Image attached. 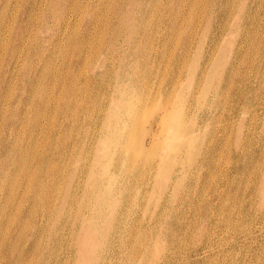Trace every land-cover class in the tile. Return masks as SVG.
I'll return each instance as SVG.
<instances>
[{
	"label": "rangeland",
	"instance_id": "374dc122",
	"mask_svg": "<svg viewBox=\"0 0 264 264\" xmlns=\"http://www.w3.org/2000/svg\"><path fill=\"white\" fill-rule=\"evenodd\" d=\"M54 1L49 9L48 0H38L34 8L29 7L25 48L26 52L32 50L27 65L39 67L34 84L23 83L22 72L28 73L29 67L12 72L6 68L0 73L1 79L5 75L8 78L2 84L6 99L0 101V107H4L0 112V161L5 167L0 169V205L9 202V217L15 220L10 234H21L19 252L24 246L27 250L21 264H77L81 256L79 237L90 220L99 227L96 235L102 241L97 264H264V0H223L225 10L219 12L204 6L185 8L181 11L184 17L180 14L178 19V11L167 10L162 3L147 6L139 4L141 0H127L123 7V0ZM21 3L22 0H5L1 4L6 29L0 39V64L11 47L4 43L6 39L10 41L16 28ZM123 10L128 12L119 22ZM55 14L60 21L54 19ZM40 16L41 24L50 25L48 30L41 27V58L34 50ZM89 21H94L91 40L83 41L82 33ZM138 44V53H128L130 47ZM77 54H81L79 62ZM35 70L33 67L32 75ZM123 94L135 103L144 97L138 131L145 134L149 130L146 141L151 129L156 135L166 136L157 119H161L162 111L171 108L178 116L174 124L180 129L181 143L176 140L175 147L161 149L149 162L143 159L133 164L121 152L125 151L132 125L130 113L118 100ZM21 95L25 100H19ZM38 110L41 126L31 122ZM13 113L18 116L14 121L8 120ZM117 114L125 119L119 127L115 123ZM39 192L41 200L36 199ZM36 214L41 217V231L34 245L31 237ZM8 254L4 244L0 256Z\"/></svg>",
	"mask_w": 264,
	"mask_h": 264
},
{
	"label": "bare ground",
	"instance_id": "6f19581e",
	"mask_svg": "<svg viewBox=\"0 0 264 264\" xmlns=\"http://www.w3.org/2000/svg\"><path fill=\"white\" fill-rule=\"evenodd\" d=\"M41 1V0H40ZM45 1V0H44ZM107 1V0H106ZM105 1V2H106ZM125 1H127V0H123V2L124 3H122V5H123V7L125 6V4H126V2ZM130 1V0H129ZM226 1V0H225ZM5 2V0H0V7H1V4L2 3H4ZM18 2V1H17ZM34 2V3H33ZM55 1L54 0H48V2H47V4H48V6H47V9H49V7L50 6H52L51 4H53ZM87 2V1H86ZM253 2V1H252ZM104 3V2H103ZM143 3H146V5L148 6V5H152V4H156V5H158L159 3H162L163 4V6L167 9V10H177L178 11V15L176 16V18L178 19L179 18V16H180V14H181V11H183L185 8H190V9H195V8H198V7H202V6H204L205 7V9H207V10H212V11H217V12H219V11H223V10H225V7H226V4L224 3V1L223 0H141V2L139 3V4H143ZM232 3V2H231ZM35 4H38V0H22V3L20 4L21 5V13H20V16H19V18H17V25H16V28L14 29V31H12V34H11V37H9V39H10V41L8 40L7 41V39H6V44L4 43V46L5 47H7V45L9 44V46H11L10 47V49L7 51V53H6V57H5V59L1 62V64H0V73H3V72H5L6 71V68H7V70L8 71H11L12 72V70H16V71H23L26 67H29V72L28 73H25V72H22L23 73V83H25V84H31V86L34 84V82H35V80H36V78L35 77H37L36 76V74H37V72L39 71V67L38 66H34V64H31V65H27V59H28V57H29V54L31 53V51L29 50V51H27L26 52V49L27 48H25V47H27L26 45H25V41H26V39H27V29H28V16H29V14H30V12H29V7H31V8H34V6H36ZM43 4H44V2H43ZM87 4V3H86ZM108 4V3H107ZM106 4V5H107ZM235 4V3H234ZM250 4V3H249ZM16 5V4H15ZM14 5V6H15ZM259 5V4H258ZM12 6V5H11ZM13 6V7H14ZM40 6H41V2H40ZM81 6V5H80ZM252 6V5H251ZM261 6V5H260ZM17 7V6H16ZM70 7H72V5L70 6ZM84 7V6H83ZM95 7V6H94ZM104 7V6H103ZM109 7V6H108ZM235 7V6H234ZM233 7V8H234ZM259 7V6H258ZM41 8V7H40ZM230 8V7H229ZM11 9V8H10ZM17 9V8H16ZM37 9H38V7H37ZM80 9V8H79ZM84 9V8H83ZM102 9V8H101ZM107 9V8H106ZM201 9V8H200ZM251 9V8H250ZM42 10V9H41ZM72 10V9H71ZM203 10V9H202ZM36 11V10H35ZM84 11V10H83ZM101 11V10H100ZM196 11V10H195ZM229 11V9L227 10V12ZM251 11V10H250ZM250 11H248V12H250ZM260 11V10H259ZM16 12V11H15ZM69 12V11H68ZM78 12V11H77ZM102 12V11H101ZM128 12V10H123L121 13H120V15H119V18H118V21L120 22L121 20L122 21H124V18H126V13ZM230 12V11H229ZM255 12V11H254ZM73 13V12H72ZM166 13H168V11L166 12ZM202 13H203V11H202ZM243 13V12H242ZM100 14V13H99ZM105 14V13H104ZM160 14V13H159ZM187 14H190V13H187ZM227 14V13H226ZM250 14V13H249ZM257 14V13H256ZM259 14V13H258ZM101 15H102V13H101ZM181 15H183V14H181ZM186 15V14H185ZM195 15V14H194ZM264 15V14H263ZM4 16V15H3ZM26 16V17H25ZM36 16V15H35ZM100 16V15H99ZM189 16V15H188ZM191 16V15H190ZM202 16V15H201ZM10 17V16H9ZM8 17V18H9ZM37 17H38V15H37ZM53 17H54V19L55 20H58V21H60V17H57L56 16V14L55 15H53ZM75 17V16H74ZM182 17V16H181ZM183 17H184V15H183ZM198 17V16H197ZM245 17H246V15H245ZM13 18V17H12ZM201 18V17H200ZM199 17H198V19H200ZM247 18V17H246ZM264 18V17H263ZM37 19V18H36ZM35 19V20H36ZM74 19V18H73ZM184 19V18H183ZM190 19V18H189ZM195 19V18H194ZM223 19V18H222ZM225 19V18H224ZM232 19V18H231ZM248 19V18H247ZM68 20V19H67ZM249 20V19H248ZM256 20H258L257 18H256ZM184 21V20H183ZM186 21H187V19H186ZM230 21V20H229ZM260 21V20H259ZM7 22V21H6ZM12 22V21H11ZM64 22H66V21H64ZM94 22V21H93ZM92 21H89V23H88V25L84 28V31H83V33H82V37H81V39L83 40V41H85V40H88V39H90L91 38V34H92V30H91V24L93 23ZM96 22H97V20H96ZM181 22V21H180ZM197 22H198V20H197ZM221 22V21H220ZM14 23V22H13ZM159 23V22H158ZM168 23V22H167ZM190 23V22H189ZM195 23V22H194ZM240 23V22H239ZM36 24V23H35ZM102 24V23H101ZM162 23H160V25H161ZM179 24V23H178ZM186 24V23H185ZM196 24V23H195ZM198 24H200V23H198ZM218 24V23H217ZM229 24V23H228ZM253 24H255L254 22H253ZM3 25H5V23L3 22V17H2V12H1V9H0V39L3 37V32H4V30L3 29H6V28H4V26ZM164 25V24H163ZM180 25V24H179ZM215 25V24H214ZM227 25V24H226ZM264 25V24H263ZM9 26V25H8ZM42 26H44V27H47V28H45V29H49L48 27H50V25L49 24H46V25H44V24H41V16H40V18H39V23H38V25H37V30H36V35H35V38H36V43H37V45L34 47V50H35V52H37L38 53V56L41 58V27ZM66 26H68L67 24H66ZM72 27V26H71ZM158 27V26H157ZM161 27V26H160ZM226 27V26H225ZM237 27V26H236ZM250 27V26H249ZM264 27V26H263ZM32 28V27H31ZM30 28V29H31ZM73 28V27H72ZM243 28V27H242ZM260 28V27H259ZM262 28V27H261ZM164 29H165V27H164ZM249 29V28H248ZM247 29V30H248ZM258 29V28H257ZM33 30V29H32ZM31 30V31H32ZM69 30V29H68ZM74 30V29H73ZM160 30H162V29H160ZM178 30H179V28H178ZM9 31V30H8ZM72 31V30H71ZM79 31V30H78ZM78 31H76V33L78 32ZM93 31H95V30H93ZM133 31L135 32V29L133 28ZM224 31V30H223ZM237 31V30H236ZM259 31V30H258ZM263 31V30H262ZM175 32V31H174ZM241 32V31H240ZM257 32V31H256ZM64 33V32H63ZM73 33V32H72ZM95 33V32H94ZM216 33V32H215ZM260 33H262V32H260ZM29 34H30V32H29ZM258 34H259V32H258ZM63 35V34H62ZM61 35V36H62ZM98 35H100V33L98 34ZM222 35H223V33H222ZM254 35V34H253ZM256 35V34H255ZM261 35V34H260ZM263 35H264V33H263ZM262 35V36H263ZM94 36V35H93ZM169 36V35H168ZM217 36H218V34H217ZM246 36V35H245ZM250 36V35H249ZM28 37H29V35H28ZM32 37V36H31ZM68 37V36H67ZM66 37V38H67ZM210 37H211V35H210ZM222 37V36H221ZM247 37V36H246ZM64 38V37H63ZM99 38V37H98ZM165 38V37H164ZM249 38H251V37H249ZM255 38H257V37H255ZM4 39V38H3ZM32 39V38H31ZM60 39V38H59ZM65 39V38H64ZM69 39V38H68ZM221 39V38H220ZM263 39V38H262ZM29 40V39H28ZM67 40V39H66ZM80 40V39H79ZM91 40V39H90ZM98 40V39H97ZM130 40V39H129ZM163 40V39H162ZM217 40V39H216ZM252 40V39H251ZM4 41V40H3ZM94 41V40H93ZM249 41V40H248ZM2 41L0 40V43H1ZM62 42V41H61ZM256 42V41H255ZM257 42H259L258 40H257ZM261 42V41H260ZM60 43V42H59ZM87 43H89V41H87ZM166 43V42H165ZM243 43H245V42H243ZM251 43V42H250ZM252 43H254V42H252ZM65 44V43H64ZM140 44V43H139ZM137 45V46H135V47H130L129 49H128V53H130V54H136V53H138L139 51H140V45ZM175 44V43H174ZM188 44V43H187ZM238 44V43H237ZM241 44V43H240ZM242 45V44H241ZM251 45H254V44H251ZM262 45V44H261ZM261 45H259V46H261ZM65 46V45H64ZM64 46H63V48H64ZM147 46V45H146ZM164 46H165V44H164ZM237 46V45H236ZM246 46V45H245ZM254 46H256V45H254ZM2 47H3V45H2ZM1 47V48H2ZM5 47H4V49H5ZM248 47V46H247ZM251 46H249V48H250ZM263 47V46H262ZM59 48V47H58ZM86 48V47H85ZM147 48V47H146ZM164 48V47H163ZM239 48V47H238ZM245 48V47H244ZM248 48V51L250 50ZM258 48V47H257ZM22 50V52H21V50ZM60 49V48H59ZM87 49V48H86ZM90 49V48H89ZM188 49V48H187ZM153 50H154V48H153ZM156 50V49H155ZM170 50V49H169ZM238 50V49H237ZM242 50V49H241ZM256 50V49H255ZM261 50V49H260ZM259 50V51H260ZM90 51V50H89ZM158 51V50H157ZM157 51H155V52H157ZM163 51V50H162ZM240 51V50H239ZM262 51V50H261ZM19 52H21V53H19ZM71 52H72V50H71ZM96 52V51H95ZM98 52V51H97ZM107 52V51H106ZM184 52H185V50H184ZM251 53V55H252V51H250ZM256 52V51H255ZM0 53H1V51H0ZM57 53V52H56ZM80 53H81V51H80ZM168 53H169V51H168ZM171 53V52H170ZM241 53V52H240ZM243 53V52H242ZM257 53V52H256ZM62 54V53H61ZM87 54V53H86ZM233 54V53H232ZM237 54V53H236ZM244 54L245 55H247V52L245 53L244 52ZM262 54V53H261ZM260 54V55H261ZM85 55V54H84ZM108 55V54H107ZM234 55V54H233ZM244 55V56H245ZM86 56V55H85ZM84 56V57H85ZM171 56V55H170ZM184 56V55H183ZM241 56H242V54H241ZM58 57V56H57ZM57 57H55V58H57ZM157 57V56H156ZM234 57V56H233ZM237 57V56H236ZM252 57V56H251ZM77 60H76V62H79V60L81 59V54H77ZM153 58V57H152ZM151 58V59H152ZM170 58V57H169ZM238 58V57H237ZM240 58V57H239ZM154 59V58H153ZM152 59V60H153ZM233 59V58H232ZM252 59H254L255 60V58H252ZM56 60V59H55ZM145 60V59H144ZM166 60V59H165ZM237 60V59H236ZM241 60V59H240ZM245 60V59H244ZM22 61V62H21ZM67 61H69V60H67ZM159 61V60H158ZM225 61V60H224ZM57 62V61H56ZM83 62V61H82ZM164 62H167V61H164ZM170 62V61H169ZM235 62V61H234ZM84 63V62H83ZM143 63V62H142ZM147 63V62H146ZM145 63V64H146ZM151 63V62H150ZM183 63V62H182ZM240 63V62H239ZM249 63V62H248ZM144 64V65H145ZM202 64V63H201ZM233 64L234 63H232V66H233ZM242 64V63H241ZM240 64V65H241ZM246 64V63H245ZM255 64H257V63H255ZM102 66L103 65H106L105 63L103 64H101ZM150 65V64H149ZM152 65V64H151ZM236 65V64H235ZM250 65H251V63H250ZM58 66V65H57ZM142 66V65H141ZM158 66V65H157ZM156 66V67H157ZM187 66V65H186ZM197 66H198V64H197ZM202 66V65H201ZM227 66V65H226ZM231 65H229V67H230ZM264 66V65H263ZM33 67H35V73L32 75L31 73H32V69H33ZM155 67V66H154ZM235 67V66H234ZM247 67V66H246ZM256 67V66H255ZM54 68V67H53ZM57 68V67H56ZM67 68V67H66ZM65 68V69H66ZM83 68V67H82ZM187 68V67H186ZM231 68H233V67H231ZM238 68H240L239 66H238ZM243 68V67H242ZM249 68V67H248ZM251 68V67H250ZM263 68V67H262ZM114 69V68H113ZM112 69V70H113ZM134 69V68H133ZM137 69H140L139 67L137 68ZM234 69V68H233ZM244 69H245V67H244ZM264 69V68H263ZM262 69V70H263ZM164 70V69H163ZM167 70V69H166ZM198 70H199V68H198ZM241 70V69H240ZM254 70L256 71V69L254 68ZM206 71H207V69H206ZM215 71H216V69H215ZM236 71H238L237 69H236ZM244 71V70H243ZM66 72V71H65ZM138 72H140V70L138 71ZM143 72V71H142ZM205 72V71H204ZM210 72V71H209ZM234 72V71H233ZM246 72H248V71H246ZM254 72V71H253ZM56 73V72H55ZM61 73V72H60ZM79 73V72H78ZM82 73V72H81ZM86 73V72H85ZM148 73V72H147ZM156 73V72H155ZM221 73V72H220ZM232 73V72H231ZM240 73V72H239ZM252 73V72H251ZM250 73V74H251ZM262 73V72H261ZM64 74V73H63ZM113 74V73H112ZM137 74V73H136ZM140 74V73H139ZM161 74V73H160ZM197 74V73H196ZM241 74V73H240ZM53 75H54V73H53ZM65 75V74H64ZM149 75V74H148ZM175 75V74H174ZM215 75V74H214ZM245 75H246V73H245ZM130 76V75H129ZM146 76V75H145ZM191 76V75H190ZM194 76V75H193ZM198 76V75H197ZM204 76V75H203ZM226 76V75H225ZM232 76H234V75H232ZM254 76V75H253ZM261 76H263V75H261ZM9 77V76H8ZM55 77V76H54ZM91 77V76H90ZM139 77H141V76H139ZM142 77H144V76H142ZM147 77V76H146ZM146 77H145V80H146ZM156 77V76H155ZM196 77V76H195ZM194 77V78H195ZM236 77H237V75H236ZM241 77V76H240ZM239 77V78H240ZM245 77V76H244ZM247 77V76H246ZM248 77H249V75H248ZM64 78V77H63ZM180 78V77H179ZM201 78H202V76H201ZM210 78V77H209ZM86 79V78H85ZM136 79V78H135ZM159 79H160V77H159ZM174 79V78H173ZM245 79V78H244ZM7 80H8V78H7V75H5L2 79L0 78V101H5V96H4V93H3V88H2V84L4 83V82H7ZM55 80V79H54ZM63 80V79H62ZM76 80V79H75ZM90 80V79H89ZM139 80V79H138ZM180 80V79H179ZM205 80V79H204ZM214 80V79H213ZM224 80V79H223ZM233 80V79H232ZM237 80V79H236ZM252 80V79H251ZM14 81V80H13ZM64 81V80H63ZM135 81V80H134ZM159 81V80H158ZM177 81V80H176ZM194 81H196V80H194ZM194 81L192 82V83H194ZM200 81V80H199ZM229 81V80H228ZM240 81V80H239ZM242 81H243V76H242ZM261 81H262V79H261ZM53 82V81H52ZM51 82V83H52ZM55 82V81H54ZM132 82V81H131ZM212 82V81H211ZM215 82V81H214ZM241 82V81H240ZM245 82V81H244ZM50 83V84H51ZM63 83V82H62ZM74 83V82H73ZM147 83V82H146ZM150 83V82H149ZM162 83V82H161ZM177 83H178V81H177ZM202 83H204V82H202ZM206 83V82H205ZM210 83V82H209ZM208 83V84H209ZM237 83V82H236ZM11 84V83H10ZM13 84V83H12ZM86 84V83H85ZM89 84V83H88ZM109 84V83H108ZM107 84V85H108ZM133 84V83H132ZM179 84V83H178ZM238 84V83H237ZM254 84V83H253ZM260 84V83H259ZM82 85H83V83H82ZM92 85V84H91ZM126 85V84H125ZM147 85V84H146ZM151 85V84H150ZM149 85V86H150ZM176 85V84H175ZM197 85V84H196ZM224 85V84H223ZM222 85V86H223ZM231 85V84H230ZM240 85H241V83H240ZM244 84H242V86H243ZM247 85V84H246ZM246 85H244V86H246ZM261 85H262V83H261ZM87 86V85H86ZM113 86V85H112ZM167 86V85H166ZM209 86V85H208ZM79 87V86H78ZM142 87H144V86H142ZM141 87V88H142ZM147 86H145V88H146ZM174 87V86H173ZM194 87V86H193ZM238 87V86H237ZM236 87V88H237ZM248 87V86H247ZM254 87V86H253ZM256 87H257V85H256ZM110 88V87H109ZM132 88V87H131ZM137 88H139V87H137ZM223 88V87H222ZM243 88V87H242ZM250 88V87H249ZM8 89V88H7ZM76 89V88H75ZM135 89V88H134ZM191 89V88H190ZM206 89H208V87H206ZM239 89H240V87H239ZM253 89V88H252ZM251 89V90H252ZM130 90V89H129ZM146 90V89H145ZM223 90V89H222ZM232 90V89H231ZM230 90V91H231ZM235 90V89H234ZM241 90V89H240ZM244 90V89H243ZM250 90V91H251ZM256 90V89H255ZM257 90H259V89H257ZM74 91V90H73ZM124 91V89L122 90V92ZM135 91H136V89H135ZM163 91V90H162ZM166 91V90H165ZM177 91V90H176ZM175 91V92H176ZM211 91V90H210ZM219 91V90H218ZM254 91V90H253ZM76 92V91H75ZM120 92V91H119ZM142 92V91H141ZM224 92V91H223ZM237 92V91H236ZM247 92H248V90H247ZM124 93V92H123ZM146 93V92H145ZM144 93V94H145ZM173 93V92H172ZM193 93H195L194 91H193ZM231 93V92H230ZM243 93V92H242ZM241 93V94H242ZM259 93V92H258ZM48 94V93H47ZM51 94H52V92H51ZM119 94H121V93H119ZM135 94V93H134ZM139 94V93H138ZM175 94V93H174ZM174 94H172V96L174 97L175 95ZM211 94H212V92H211ZM234 94V93H233ZM254 94V93H253ZM8 95V94H7ZM84 95V94H83ZM165 95H166V93H165ZM180 95V94H179ZM224 95V94H223ZM236 95H238V94H236ZM244 95V94H243ZM78 96V95H77ZM81 96V95H80ZM251 96V95H250ZM107 97H108V95H107ZM111 97V96H110ZM195 97V96H194ZM216 97V96H215ZM228 97H230V96H228ZM245 97V96H244ZM254 97H255V95H254ZM74 98V97H73ZM95 98V97H94ZM227 98V97H226ZM237 98V97H236ZM251 98V97H250ZM258 98V97H257ZM146 99V98H145ZM196 99V98H195ZM210 99V98H209ZM216 99V98H215ZM220 99V98H219ZM253 99V98H252ZM19 100L21 101V100H25V97L23 96V95H21L20 97H19ZM102 100V99H101ZM110 100V99H109ZM118 100H119V102H122V106H123V108H127V110H128V112L130 113V122H131V129L129 128V134H128V136H127V140H126V143H125V145H124V150L125 151H121L122 153H124L127 157L126 158H130V160H131V162L134 164L135 162H136V160L138 161H140V160H145V161H150L154 156H156L158 153H160L159 151H162L161 149H163V150H167L168 148H172V147H175V142H176V140H180V135H179V133H181V132H179L178 133V131H180V129H177L176 127H175V122H176V120L178 119V116H177V113H175V111L173 110V109H169V110H167V109H165L164 111H162L163 113H162V115H160L161 116V119H157V120H159L161 123H162V125H163V133H164V135L166 134V136H159V135H156V133H155V131L154 132H152L153 130L151 129V133H149V139H147L148 141H146V134L148 133V131L146 130V129H144V130H146V131H144L145 132V134H141L139 131H138V126H139V121H138V116L140 115V113H141V109L143 108V106H144V103H145V100H144V97L142 98H138V102L137 103H135L134 101H133V99H131V97H129V96H126V95H124L123 94V96H121V97H119L118 98ZM159 100V99H158ZM174 100V99H173ZM194 100V99H193ZM234 100V99H233ZM53 101V100H52ZM57 101V100H56ZM154 101V100H153ZM165 101V100H164ZM213 101V100H212ZM231 101V100H230ZM239 101V100H238ZM46 102V101H45ZM79 102V101H78ZM78 102H77V104H78ZM94 102V101H93ZM221 102V101H220ZM220 102H219V104H220ZM223 102V101H222ZM228 102V101H227ZM233 102V101H232ZM241 102H243V101H241ZM246 102V101H245ZM255 102V101H254ZM7 103V102H6ZM40 105H41V99H40ZM98 103V102H97ZM173 103V102H172ZM233 103H235V102H233ZM250 103V102H249ZM253 103V102H252ZM28 104V103H27ZM72 105H73V103H71ZM77 104H75V107L77 106ZM104 104V103H103ZM121 104V103H120ZM120 104H119V106H120ZM45 105H46V103H45ZM55 105V104H54ZM100 105V104H99ZM108 106H109V104H107ZM172 105H174V103L172 104ZM171 105V106H172ZM221 105V104H220ZM227 105V104H226ZM234 105V104H233ZM251 105V104H250ZM48 106V105H47ZM53 106V105H52ZM92 106H94V105H92ZM122 106H120V107H122ZM229 106V105H228ZM2 107H3V105H2ZM2 107H0V112L2 111ZM50 107V106H49ZM95 107V106H94ZM106 107V106H105ZM104 107V108H105ZM118 107V106H117ZM190 107V106H189ZM226 107V106H225ZM232 107V106H231ZM4 108V107H3ZM53 108H55V107H53ZM103 108V107H102ZM26 109H27V107H26ZM51 109V108H50ZM74 109V108H73ZM77 109V108H76ZM189 109V108H188ZM243 109V108H242ZM250 109H251V107H250ZM5 110V109H4ZM43 110V109H42ZM94 110H95V108H94ZM101 110V109H100ZM99 110V111H100ZM120 110V109H119ZM141 110V111H140ZM214 110H216V109H214ZM224 110V109H223ZM226 110H227V107H226ZM232 110H234V109H232ZM52 111H53V109H52ZM55 111V110H54ZM103 111V110H102ZM183 111V110H182ZM38 113H37V117L35 118V119H33V121H31V122H33V125H35V126H41V120H40V117H41V110H38L37 111ZM43 112H44V110H43ZM47 112H49V111H47ZM92 112H93V110H92ZM188 112V111H187ZM2 113V112H1ZM0 113V114H1ZM90 114H91V112H89ZM103 113H104V111H103ZM180 113H181V111H180ZM210 113V112H209ZM75 114H77V112H74V115ZM204 114V113H203ZM213 114V113H212ZM47 115V114H46ZM82 115H83V113H82ZM87 115V114H86ZM118 115V114H117ZM189 115V114H188ZM210 115V114H209ZM226 115V114H225ZM230 115V114H229ZM3 116L4 117H6V112H4L3 113ZM16 114L15 113H13L12 115H10L9 117H8V120H11V121H14V119L18 116H16ZM42 116H44V115H42ZM77 116H78V114H77ZM156 116V115H155ZM103 117V116H102ZM116 117V116H115ZM114 117V118H115ZM258 117V116H257ZM43 118V117H42ZM48 118V117H47ZM216 118H217V116H216ZM0 119H2V118H0ZM51 120H52V118H50ZM78 119V118H77ZM104 119V118H103ZM112 119V118H111ZM141 119V118H140ZM200 119V118H199ZM207 119H209L208 117H207ZM212 119V118H211ZM218 119V118H217ZM82 120H84L83 118H82ZM216 120V119H215ZM219 120V119H218ZM46 121V120H45ZM89 121V120H88ZM93 121V120H92ZM100 121V120H99ZM112 121H113V119H112ZM122 121H125V119H123V117H122V114H120V115H118V117L116 118V126H118L119 127V124H121V122ZM202 121V123H203V120H201ZM208 121V120H207ZM47 122V121H46ZM51 122V121H50ZM83 122V121H82ZM129 122V121H128ZM141 123L143 122V121H140ZM158 122V121H157ZM102 123V122H101ZM111 123V122H110ZM124 123V122H123ZM140 123V124H141ZM151 123V122H150ZM154 123V122H153ZM224 123V122H223ZM46 124V123H45ZM44 124V125H45ZM48 124H50V123H48ZM93 124H95V123H93ZM106 124V123H105ZM108 124V123H107ZM199 124H200V122H199ZM43 125V126H44ZM127 125V124H126ZM149 125H151V124H149ZM153 125V124H152ZM159 125H160V123H159ZM80 126V125H79ZM95 126V125H94ZM98 126V125H97ZM96 127V126H95ZM94 127V128H95ZM107 127H108V125H107ZM143 127H145L144 125H143ZM99 128V127H98ZM109 128V127H108ZM117 128V127H116ZM115 128V129H116ZM160 128H161V126H160ZM46 129V128H45ZM44 129V130H45ZM91 129H93V128H91ZM124 129V128H123ZM22 130H23V128H22ZM160 130V129H159ZM47 131V130H46ZM96 131V130H95ZM189 131V130H188ZM253 131V130H252ZM18 132V131H17ZM16 132V133H17ZM83 132V131H82ZM201 132V131H200ZM199 132V133H200ZM31 133V132H30ZM36 133H38V132H36ZM47 133V132H46ZM98 133V132H97ZM162 133V134H163ZM245 133V132H244ZM248 133V132H247ZM246 133V134H247ZM250 133V132H249ZM32 134V133H31ZM44 134V133H43ZM57 134V133H56ZM91 134V133H90ZM95 134V133H94ZM158 134V133H157ZM205 134H208V133H205ZM211 134V133H210ZM39 135V134H38ZM45 135V134H44ZM93 135V134H92ZM28 136V135H27ZM35 136H37V135H35ZM244 136V135H243ZM44 137V136H43ZM91 138L93 137V136H90ZM89 137V138H90ZM99 137V136H98ZM35 138V137H34ZM46 138V137H45ZM102 138V137H101ZM107 138V137H106ZM110 138V137H109ZM201 138V137H200ZM206 138V137H205ZM204 138V139H205ZM216 138V137H215ZM246 138V137H245ZM40 139V138H39ZM94 139H95V136H94ZM105 139V138H104ZM111 139V138H110ZM209 139V138H208ZM219 139V138H218ZM249 139V138H248ZM43 140V139H42ZM74 140V139H73ZM87 140H89V139H87ZM96 140V139H95ZM175 140V141H174ZM179 140H178V142H179ZM183 140V139H182ZM36 140H34V142H35ZM72 141V140H71ZM197 141V140H196ZM214 141V140H213ZM244 141V140H243ZM33 142V143H34ZM44 142V141H43ZM84 142V141H83ZM86 142V141H85ZM245 142V141H244ZM250 142V141H249ZM248 142V143H249ZM15 143V142H14ZM27 143V142H26ZM25 143V144H26ZM72 143V142H71ZM89 143V142H88ZM92 143V142H91ZM179 143H181V142H179ZM44 144V143H43ZM87 144V143H86ZM178 144V143H177ZM227 144V143H226ZM246 144V143H245ZM250 144V143H249ZM180 145V144H179ZM209 145V144H208ZM253 145V144H252ZM186 146V145H185ZM218 146H219V144H218ZM22 147V146H21ZM34 147L35 148H37L36 147V145H34ZM42 147V146H41ZM92 147V146H91ZM103 147V146H102ZM111 147V146H110ZM177 147H178V145H177ZM206 147V149H207V146H205ZM204 147V148H205ZM221 147V146H220ZM244 147V146H243ZM249 147V146H248ZM72 148V147H71ZM85 149H87V148H85ZM198 149H199V147H198ZM216 149V148H215ZM248 149V148H247ZM22 150H23V147H22ZM112 150V149H111ZM242 150V149H241ZM245 150V149H244ZM243 150V151H244ZM91 151V150H90ZM116 151V150H115ZM206 151V150H205ZM204 151V152H205ZM264 151V150H263ZM66 152V151H65ZM70 153H71V151H69ZM68 152V153H69ZM87 152V151H86ZM202 152V151H201ZM207 152V151H206ZM247 152V151H246ZM88 153V152H87ZM113 153V152H112ZM85 154V153H84ZM105 154V153H104ZM111 154V153H110ZM109 154V155H110ZM121 154V153H120ZM161 154H162V152H161ZM160 154V155H161ZM91 155V154H90ZM108 155V156H109ZM114 155V154H113ZM73 156H74V154H73ZM120 156V155H119ZM124 156V155H123ZM69 157H70V155H69ZM83 157V156H82ZM92 157V156H91ZM99 157H101L100 155H99ZM128 158V159H129ZM206 158V157H205ZM72 159H73V157H72ZM75 159V158H74ZM82 159V158H81ZM87 159V158H86ZM110 159V158H109ZM116 158H114V160H115ZM120 159V158H119ZM90 160H92V159H90ZM100 160H102V159H100ZM68 161V160H67ZM83 162H84V159H83ZM87 162V161H86ZM89 162V161H88ZM201 162V161H200ZM98 163V162H97ZM107 163H108V161H107ZM112 163H113V161H112ZM116 163V162H115ZM2 164H4L2 161H0V169L1 168H5V167H3L2 166ZM85 164V163H84ZM88 164H90V163H88ZM87 164V165H88ZM102 164V163H101ZM100 164V165H101ZM199 164V163H198ZM23 165V164H22ZM68 165V164H67ZM108 165V164H107ZM196 165V164H195ZM65 165H63V167H64ZM199 166V165H198ZM26 167H27V165L26 166H24L23 168H25L26 169ZM40 167H41V163H40ZM105 167V166H104ZM111 167V166H110ZM117 167V166H116ZM140 167V166H139ZM178 167V166H177ZM194 167V166H193ZM197 167V166H196ZM16 168V167H15ZM46 168V167H45ZM66 168V167H65ZM80 168V167H79ZM112 168H113V166H112ZM111 168V169H112ZM129 168H131V166L129 167ZM128 168V169H129ZM136 168V167H135ZM134 168V169H135ZM143 168H145V166L143 167ZM147 168V167H146ZM145 168V169H146ZM170 168V167H169ZM86 169H87V167H86ZM85 169V170H86ZM89 169V168H88ZM91 169H92V167H91ZM114 169H116V168H114ZM142 169V168H141ZM140 169V170H141ZM184 169H185V167H184ZM62 170V169H61ZM103 170H104V168H103ZM108 170V169H107ZM129 170H131V169H129ZM197 170V169H196ZM11 171H13V169L11 170ZM59 171V170H58ZM63 171V170H62ZM61 171V172H62ZM79 171V170H78ZM81 171V170H80ZM83 171V170H82ZM87 171V170H86ZM102 171V170H101ZM109 171H111V170H109ZM142 171V170H141ZM168 171V170H167ZM171 171V170H170ZM183 171V170H182ZM200 171V170H199ZM84 172V171H83ZM116 172V171H115ZM125 172V171H124ZM132 172H133V170H132ZM138 172H139V170H138ZM193 172V171H192ZM10 173H12V172H10ZM9 173V174H10ZM95 173V172H94ZM112 173V172H111ZM136 173V172H135ZM146 173V172H145ZM78 174V173H77ZM97 174V173H96ZM133 174V173H132ZM140 174H141V172H140ZM148 174V173H147ZM147 174H145V175H147ZM171 174V173H170ZM61 175V174H60ZM85 175V174H84ZM127 175V174H126ZM134 175V174H133ZM151 175V174H150ZM164 175V174H163ZM167 175H169V174H167ZM179 175V174H178ZM196 175V174H195ZM59 176V175H58ZM107 176V175H106ZM165 176H166V174H165ZM177 176V175H176ZM184 176H185V173H184ZM110 177H112V175L110 176ZM114 177H115V173H114ZM124 177V176H123ZM138 177V176H137ZM147 177V176H146ZM146 177H145V179H146ZM196 177V176H195ZM35 178V177H34ZM32 179V181H34V183H35V179ZM83 178V177H82ZM95 178V177H94ZM127 178V177H126ZM129 178H130V176H129ZM128 178V179H129ZM144 178V177H143ZM173 178V177H172ZM118 179V178H117ZM121 179V178H120ZM127 179V180H128ZM134 179H135V177H134ZM139 179V178H138ZM150 179V178H149ZM57 180H58V178H57ZM75 180V179H74ZM82 180V179H81ZM92 180H93V178H92ZM109 180V179H108ZM122 180V179H121ZM124 180V179H123ZM127 180H126V183H127ZM132 180H133V178H132ZM165 180V179H164ZM175 180V179H174ZM185 180V179H184ZM59 181V180H58ZM62 181V180H61ZM60 181V182H61ZM90 181V180H89ZM96 181V180H95ZM142 181V180H141ZM140 181V182H141ZM145 181V180H144ZM163 181V180H162ZM186 181V180H185ZM66 182V181H65ZM80 182V181H79ZM82 182V181H81ZM84 182V181H83ZM62 183V182H61ZM89 183V182H88ZM108 183V182H107ZM119 183V182H118ZM117 183V184H118ZM122 183V182H121ZM125 183V182H124ZM129 183V182H128ZM136 183V182H135ZM139 183V182H138ZM169 183V182H168ZM172 183V182H171ZM56 184H57V182H56ZM59 184V183H58ZM90 184V183H89ZM113 184V183H112ZM115 184V183H114ZM164 184V183H163ZM162 184V185H163ZM83 185V184H82ZM82 185H80V186H82ZM110 185H111V182H110ZM129 185V184H128ZM134 185V184H133ZM138 185V184H137ZM7 186V184H5L4 185V187H2L3 189L5 188ZM78 186V185H77ZM109 186V185H108ZM118 186H120V185H118ZM140 186V185H139ZM186 186H187V184H186ZM9 187V186H8ZM41 187V186H40ZM57 187V186H56ZM98 187H100V186H98ZM134 187V186H133ZM143 187V186H142ZM169 187H171L170 185H169ZM181 187V186H180ZM78 188V187H77ZM90 188V187H89ZM88 188V189H89ZM92 188V187H91ZM101 188V187H100ZM130 188V187H129ZM155 188V187H154ZM6 189V188H5ZM10 189H12V186H10ZM73 189V188H72ZM86 189V188H85ZM84 189V190H85ZM96 189V188H95ZM115 189H117V188H115ZM122 189V188H121ZM132 189V188H131ZM172 189V188H171ZM185 189H186V187H185ZM10 191V190H9ZM57 191V190H56ZM73 190H71V192H72ZM90 191H92V190H90ZM96 191V190H95ZM141 191V190H140ZM177 191H178V189H177ZM8 192V191H7ZM116 192V191H115ZM120 192V191H119ZM124 192V191H123ZM134 192H136V191H134ZM158 192V191H157ZM179 192V191H178ZM184 192V191H183ZM11 191L8 193L9 195H10V197H11ZM17 193V192H16ZM59 193V192H58ZM73 193V192H72ZM71 193V194H72ZM75 193V192H74ZM109 193V192H108ZM118 193V192H117ZM127 193V192H126ZM168 192H167V190H166V194H167ZM80 194V193H79ZM83 194H85V193H83ZM87 194V193H86ZM93 194H95V193H93ZM113 194H114V192H113ZM135 194V193H134ZM164 194V193H163ZM173 194V193H172ZM176 194V193H175ZM180 194V193H179ZM181 194H182V192H181ZM56 195V194H55ZM74 195V194H73ZM111 195V194H110ZM130 195V194H129ZM150 195H152V192H151V194ZM19 196V195H18ZM57 196V195H56ZM78 196V195H77ZM86 196V195H85ZM89 196V195H88ZM137 196V195H136ZM163 196V195H162ZM172 196V195H171ZM187 196V195H186ZM70 197L71 196H69V199H70ZM75 197V196H74ZM79 197V196H78ZM111 197V196H110ZM132 197L133 196H131V199H132ZM73 198V197H72ZM71 198V199H72ZM86 198V197H85ZM92 198H93V196H92ZM91 198V199H92ZM129 198V197H128ZM10 199V198H9ZM36 199H38V200H41V192H39V195L37 196V198ZM56 199V198H55ZM188 199V198H187ZM161 200H162V198H161ZM76 201V200H75ZM74 201V202H75ZM126 201V200H125ZM163 201V200H162ZM175 201V200H174ZM51 202V201H50ZM72 202V201H71ZM87 202V201H86ZM180 202V201H179ZM187 202V201H186ZM9 203V202H8ZM8 203H6V204H4V205H0V208H1V211H0V247L1 246H3L4 244H7V249L9 250V254L7 255V256H5V257H1L0 256V264H21V263H23L24 261H25V258H26V253H27V250H26V248H25V246H24V248H23V250L21 251V252H19V249H20V246H18V243H19V241H18V239L20 238V236H21V234H20V236L19 237H17V235H13V234H10V230H11V228L10 227H12L11 225H12V223H14V219H11L10 217H9V209H8ZM53 203H54V200H53ZM125 203V202H124ZM160 203V202H159ZM181 203V202H180ZM68 204H70V203H68ZM86 204V203H85ZM138 204V203H137ZM155 204V203H154ZM182 204H183V202H182ZM56 205V204H55ZM127 205V204H126ZM130 205V204H129ZM141 205V204H140ZM162 205V204H161ZM67 206V205H66ZM70 206V205H69ZM128 206V205H127ZM126 206V207H127ZM131 206H132V204H131ZM139 206V205H138ZM158 206H159V204H158ZM14 207V206H13ZM102 207H103V204H102ZM141 207V206H140ZM152 207V206H151ZM175 207V206H174ZM71 208V207H70ZM137 208V207H136ZM176 208H178V207H176ZM183 208H184V206H183ZM67 209H68V207H67ZM128 209V208H127ZM139 209V208H138ZM149 209V208H148ZM50 210V209H49ZM66 210V209H65ZM85 210V209H84ZM126 210V209H125ZM141 210V209H140ZM17 211L18 212H21V207H18L17 208ZM67 211H70V209L69 210H67ZM49 212H51V211H49ZM73 212V211H72ZM122 213H123V211H121ZM120 212V213H121ZM135 212V211H134ZM133 212V213H134ZM74 213V212H73ZM141 213V212H140ZM214 213V212H213ZM50 214V213H49ZM178 214V213H177ZM67 215V214H66ZM157 215V214H156ZM213 215V214H212ZM148 216V215H147ZM39 214H36V216L34 217V219H33V226H34V229H33V232H32V237H31V243H34V245H36L37 243H38V235L40 234L39 232L41 231V217H39ZM68 217V216H67ZM98 217V216H97ZM100 217V216H99ZM142 217V216H141ZM122 218V217H121ZM120 218V219H121ZM137 218V217H136ZM19 219V218H18ZM45 220V219H44ZM100 220V219H99ZM98 220V221H99ZM146 220V219H145ZM47 221V220H46ZM79 222H80V220H78ZM141 221V220H140ZM95 222V221H94ZM147 222H148V220H147ZM137 223V222H136ZM142 223V222H141ZM96 224V223H95ZM94 223H93V221L92 220H90V222H88L87 223V225L86 226H84V230H83V232L81 233V235H80V237H79V246H80V251H81V256L79 257V260H78V263L77 264H97L96 263V259L97 258H100V255H99V250H98V246H100V244L102 243V241L100 240V238L99 237H97V235H96V233L98 232V231H100V229H99V227H97L96 225H95ZM119 224V223H118ZM154 224V223H153ZM78 225V224H77ZM136 225V224H135ZM142 225H144V224H142ZM134 226V225H133ZM119 227H120V225H119ZM138 227V226H137ZM136 227V228H137ZM154 227V226H153ZM131 228V227H130ZM67 230H68V228H66ZM118 229V228H117ZM134 229V228H133ZM138 229V228H137ZM149 229V228H148ZM140 230V229H139ZM125 231V230H124ZM151 231V230H150ZM207 231V230H206ZM131 232V231H130ZM147 232V231H146ZM145 232V233H146ZM67 233V232H66ZM151 233V232H150ZM131 234V233H130ZM142 234H143V232H142ZM139 235V234H138ZM137 235V236H138ZM144 235V234H143ZM146 235V234H145ZM13 236H16V238H14ZM64 236V235H63ZM144 237H146V236H144ZM75 238V237H74ZM130 238V237H129ZM184 238V237H183ZM140 239V238H139ZM186 239V238H185ZM141 240V239H140ZM129 241V240H128ZM74 242V241H73ZM141 242H143V241H141ZM141 245V244H140ZM181 245H183V244H181ZM139 247H141V246H139ZM181 247V246H180ZM66 248V247H65ZM75 249V248H74ZM180 249V248H179ZM115 250V249H114ZM174 250V249H173ZM140 252H142L141 250H139ZM73 252V251H72ZM139 252V253H140ZM175 252V251H174ZM181 252V251H180ZM175 254V253H174ZM71 255V254H70ZM69 255V256H70ZM113 255V254H112ZM137 255V254H136ZM140 255V254H139ZM167 255V254H166ZM171 255V254H170ZM179 255V254H178ZM74 256V255H73ZM102 257V256H101ZM109 257V256H108ZM166 257V256H165ZM175 257V256H174ZM183 258V257H182ZM258 258V257H257ZM161 259H164V258H161ZM168 259V258H167ZM174 259V258H173ZM187 259V258H186ZM56 260V259H55ZM72 260V259H71ZM212 260V259H211ZM162 261V260H161ZM166 262V261H165ZM168 262V261H167ZM161 263V262H160ZM212 263V262H211ZM210 263V264H211ZM248 263V262H247ZM176 264V263H175ZM253 264V263H252Z\"/></svg>",
	"mask_w": 264,
	"mask_h": 264
}]
</instances>
